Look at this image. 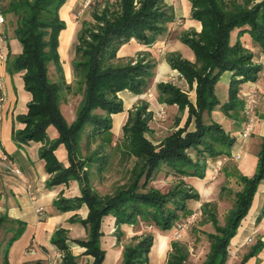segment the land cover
<instances>
[{"label":"trees","instance_id":"obj_1","mask_svg":"<svg viewBox=\"0 0 264 264\" xmlns=\"http://www.w3.org/2000/svg\"><path fill=\"white\" fill-rule=\"evenodd\" d=\"M188 1L190 15L200 22L202 29L191 35L184 33L181 39L188 44L195 59L191 62L174 54L166 59L184 79L188 89L193 91V100L188 97V91L169 81L155 86L160 104L175 105L179 113L186 110L187 117L178 130L152 144L146 137L150 132L148 122L152 119L147 105L138 104L133 107L134 110H126L127 119L121 127L123 154L136 159L130 172L131 182L117 189L113 196L98 199L93 194L89 195L87 182L82 184L76 175L70 145L86 126L90 128L92 142H103L112 134L111 115L125 111L119 93L128 90L137 95L149 88L154 64L142 57L118 59L116 54L121 45L131 39L144 45L153 43L163 33L165 23L173 21V9L164 0H94L97 6L91 12V22L83 21L76 32L70 62L73 83L81 97L75 109V120L67 124L60 104L67 101L71 85L65 83L58 52L59 33L66 27L59 11L66 0H8L4 8L5 12L14 16L13 34L22 50L17 56H10L8 51V71L23 72L24 89L31 95L26 113L17 117L24 128L15 131L12 136L19 144L28 141L41 143L39 158L44 161L45 171L50 177L46 182L48 187L67 184L70 179L78 181L83 193L81 198L70 200L59 196L53 205L66 212L86 204V219L74 217L71 222H79L89 233V238L87 241H73L86 249L85 255L92 256L93 264L101 263L103 257L96 239L103 215L115 217L116 226L134 225L140 221L151 229L165 231L191 214L187 202L198 200V195L189 184L190 178L202 177L206 160L229 155L234 142V137H230L218 124L212 121L205 124L203 121V113L211 114L219 105L214 93L215 84L221 74L230 73L228 101L220 106V110L235 114L242 108L238 97L241 85L255 80L261 70L257 63L260 53H264V0L257 3H252V0L243 3L238 0ZM51 67L58 77L56 80L48 77ZM49 127L57 131L58 137L54 140H49L46 134ZM60 144L68 152V168H64L54 155ZM98 146L101 147L102 143ZM259 154L261 166H264V153ZM92 155L99 157L103 164L104 156L100 151ZM163 168L167 172L166 177L172 174L179 179L166 193L151 186ZM262 175L249 181L241 176L243 190L237 195L239 207L230 211L225 228H216L218 233L224 231V234L211 236L213 244L202 264L226 263L228 238L235 234L239 219L245 214L257 180ZM202 213L206 214L205 210ZM210 220L216 223L214 217ZM24 227L18 222L17 228L12 229L14 232L3 249L2 264H8V246L20 236ZM151 235L144 230L134 245L125 247V264H132L143 257L152 245ZM67 240L66 230L58 228L51 243L60 251L62 264H74ZM261 247L262 243L258 240L239 264L256 255ZM172 248L177 257H172L171 253L170 261L186 264L187 256L180 253L174 242Z\"/></svg>","mask_w":264,"mask_h":264},{"label":"rangeland","instance_id":"obj_2","mask_svg":"<svg viewBox=\"0 0 264 264\" xmlns=\"http://www.w3.org/2000/svg\"><path fill=\"white\" fill-rule=\"evenodd\" d=\"M173 1H175V9L181 8L180 11H183V15L185 17H190V2L188 0ZM238 1L243 3L247 0ZM258 1L260 0H252V3H257ZM252 3L250 5H253ZM6 4H4L3 8L6 7ZM89 6L90 7L87 8L88 6L84 5L83 0H79L74 5V8L71 11L72 19L79 20L80 26L83 21L91 22L92 20L90 15L92 10L95 8L94 6H97V4L94 2V0H92ZM78 12H81L80 16L77 14ZM67 42L68 40L66 38L62 39L61 45L63 46V48H65ZM167 44L168 46L166 49L165 58H167L170 54H174V56H179V58H182L183 60L191 61L190 57H192L193 59V52L191 51L188 44L183 42V40L181 39V35L171 39V41ZM74 45L75 40L72 46L69 47V61H71L73 57ZM155 50L156 48L151 49L153 57L157 61H159L158 54ZM136 58L140 57L137 56ZM165 65L166 67H168V69L173 70L169 65L167 59ZM158 69L160 70L161 68H159V66H156L155 73ZM54 73V68L51 67L48 77L52 79L51 76H54L56 74ZM178 75L179 73H177V76H175V78H173V80L169 82L178 87L180 86L184 89V91H188L187 94L190 98V90L188 89L186 82L180 75ZM70 85H73V91L71 89L69 90L70 92L67 98H72L69 104L73 105L76 109L77 102L81 97V94L76 91L77 87L75 84ZM258 90L259 106L257 105V107H259L260 110V108L264 109V86L260 85ZM156 91L155 88H153L152 97L154 96L157 99ZM239 98L241 99V96ZM28 102L29 101H26V103L24 104V114L27 111ZM138 104H146L147 112H149L152 116V119L148 122V128L150 132L146 134V137L152 142V144H157L168 134H171L174 131L178 130L182 113L178 112L177 106L160 104V108L165 111L166 115L165 119H161L157 115L159 106L156 103L150 105L151 103L139 102ZM166 106H168L167 109L165 108ZM133 107H131L130 110H134ZM70 110L71 108L69 107V105H65L63 103L61 104L60 111L67 124H71L75 120L74 118L76 110L74 111V117L72 118V110L71 113H69ZM216 110H219L220 112L215 113L214 120L213 116L204 112L203 121L205 124H209L210 121L215 122L220 127L225 129L229 133L230 137H234V142L230 150L234 152L235 155H238V158L234 160L236 161L235 165L238 171L235 173L230 155H227V160L219 167V172L215 179H212V176L214 174L212 168L215 167L214 165L216 163L211 164L213 166L207 164V167H202V177L197 176L189 180V184L194 188V192L198 195V200H190L187 202V207L189 208L191 214L186 215L181 220L175 222L170 230L163 231L156 228L151 229L148 225L140 221H138L134 225L116 226L115 217H112L111 215H103L96 237L97 246H99L100 251L103 252L102 261L99 264H125V247L129 246L130 244L134 245V243L139 238V236L137 235L134 237L132 236L126 238L125 231L131 226H136L137 229H140L142 231L146 230L148 232H151L152 234V245L149 247V250L143 254V259H136V261L132 264H176L177 261H170L169 257L171 253L173 254L172 257H177V255L173 252V242L176 246H178V249H180V253L187 256L185 260L186 264H202L206 261V259L208 258V253L210 252L211 246L213 244L211 236H222L224 234V231L222 233H218L216 228H225V223L230 217V211L234 209L236 211L237 207H239L237 195L243 190V183L240 179L241 176L249 181L256 178L258 175H262V169H264V166H261L262 162H260L261 158L259 154L260 152L264 153V133L259 132L261 125H264V112H262V115H259V117L257 111H255V113L253 114L255 126L247 141L242 142L239 139L242 130L245 127L244 114L242 110L238 109L235 114H227L226 112H221L220 107L219 109H217V106L213 109V111ZM126 119L127 113H125L124 118H121L120 120L122 122L119 126V134H114V131H112L111 129V136H109L108 138L105 137V139H103V142H92L89 136L90 128L86 126L84 127V129H82L80 134L74 137V140H72V143L70 145L73 148L72 162L74 165L73 168L75 169V173L77 176H79L80 182H82V184H84V182H87L88 188L90 189L89 195L93 194L97 197L96 199L103 198L104 196L111 197L117 192V189L126 187L127 184L131 182L130 172L136 159L128 158L123 154L125 148L122 145L123 134L121 131V127L124 125ZM257 124L260 126L257 127ZM35 143L36 142L34 141H28L26 143H20V145H24L28 147L27 149H29L31 147L29 146V144L33 145ZM99 143H102L101 147L98 146ZM60 145L63 146V144ZM63 148L65 147L63 146ZM97 151H100V154L104 156V158L102 159L103 164H101L100 160L98 159L99 157L95 158L92 155L93 152L97 153ZM67 154L68 152L66 150V159L68 158ZM200 163L203 164L202 161ZM63 167L68 168L69 162L67 166L63 165ZM164 168L160 170V173L156 175L155 181L151 183V186L154 188H158L163 193H166L172 187L171 185L179 179L172 174H169V176L166 177L165 174L167 172ZM58 185L56 184V186L52 187L56 188ZM65 185H67V187L64 188V192L59 193L61 197L69 198L71 200L73 198H81L83 196L82 190H80L78 181L76 179H70V181ZM46 187H48L47 184ZM252 196V200L250 204L247 205L245 214H243L239 219V224L235 234L228 238L229 244L226 247L228 262L226 261L225 264H239L240 260L243 259L246 254H248L249 249L253 247L258 241V239H253V234L255 233V229L258 226L257 224L260 219L264 218V175H262V177L257 180V185ZM83 206H86V204H82L81 206L77 207L76 210L80 209ZM202 207L206 208L203 209L205 210L206 214L202 213ZM193 214H196L195 219H191V215ZM213 217L215 218L216 223H213V221L210 220V218ZM8 223L11 224V228H14V223ZM176 233L180 234L178 238L176 237ZM88 238L89 233H87L85 237L80 239H83V241H87ZM5 247L6 245L3 244L0 246V264H2L4 260L3 249ZM237 247L239 248V253L235 254L233 250H235ZM93 262L94 260L88 264H93ZM60 264H62V261Z\"/></svg>","mask_w":264,"mask_h":264},{"label":"crops","instance_id":"obj_3","mask_svg":"<svg viewBox=\"0 0 264 264\" xmlns=\"http://www.w3.org/2000/svg\"><path fill=\"white\" fill-rule=\"evenodd\" d=\"M8 0H0V10L4 16V24L0 25V33L5 37V41L0 45V51L3 55V59L0 60V139L3 150L7 155L5 164L9 167L13 164L17 166L20 173L16 174L12 172L6 166H0V246L6 245L7 240L12 236L15 227L17 228L18 222L24 224V230L20 236L8 246L7 263L8 264H57L61 263L60 251L57 250L51 243V238L58 228H63L68 233L67 245L70 248L72 256H74V264H88L93 261L90 255H85L86 249L76 244L73 240L83 241V238L88 233L87 230L79 222H71V219L77 217L79 219H86L87 208L86 206L80 209H73L71 211H60L56 209L53 202L60 196L59 193L64 192L65 184L58 185L56 188L46 187V182L49 180V175L45 171V163L39 158V148L41 143H35L29 149L24 145H20L15 141L12 136L15 131L24 128V125L17 120L18 116L24 115L26 101H30L31 95L24 89L22 75L23 72L8 71V59L7 53L10 52V56H17L21 53V46L16 40L14 29V16L11 13L5 12L3 8ZM79 0H66L62 5L63 7L59 11V17L64 20L66 27L59 33L58 39V52L59 60L62 64V70L64 72L65 83L74 84L72 77L71 62L69 61L70 49L74 40L76 39V32L80 28V21L73 20L71 11L74 5ZM84 2V0H83ZM167 6L172 7L173 15H175L173 21L167 22L164 25V31L158 35L154 42L149 45H144L136 39H131L129 42L121 45L116 57L118 59H136V57H142L147 61L154 64L152 69L153 77L149 84V88L142 94L134 95L128 90H124L119 93V97L124 103L125 111L120 114H113L112 117V131L118 135L119 126L124 118L126 110L133 106H138V103H156L158 106L160 103L156 97H152L153 88L160 82L171 81L178 72L168 69L166 67V49L171 39L178 37L184 33L192 34L193 32L199 33L201 31V24L198 20L191 17H185L181 8H174L175 1L164 0ZM81 12L77 14L80 16ZM190 13V6H189ZM178 29V30H177ZM177 30V31H176ZM67 39V45L63 48L62 39ZM69 38V39H68ZM71 43V45H70ZM62 48V49H61ZM156 48L159 61H157L152 54L151 49ZM260 58L257 65L261 68L256 75L255 80H250L241 85L238 95L241 96V101L244 100V93L251 85L259 89L260 85L264 86V79L260 77L261 73H264V53H260ZM193 56V54H192ZM191 61L195 59L190 57ZM156 66L161 68L155 73ZM55 72V71H54ZM55 74V73H54ZM53 80L58 77L55 74L51 76ZM230 73L224 72L221 74L218 82L215 84L214 93L219 100L217 109L223 103L228 101V87H229ZM177 78V77H176ZM73 86V85H72ZM71 86V90L73 88ZM157 92V91H156ZM259 94V90H258ZM157 95V93H156ZM69 98V97H68ZM190 99L193 100V91H190ZM72 98L67 99L63 104L69 105L71 110V118L74 117L75 107L71 104ZM150 100V101H148ZM61 105V104H60ZM259 106V103H258ZM73 107V109H72ZM166 109L168 106L165 107ZM162 109L159 106V110ZM258 116L262 115L264 109L259 110L256 108ZM261 111V112H260ZM219 110L211 111V116L215 113H219ZM259 116V117H260ZM187 117L186 110L181 115L179 127L183 124ZM260 125L257 124V127ZM260 133H264V125H261ZM49 140H54L58 137L57 131L53 127H49L46 131ZM34 146V147H32ZM26 147V148H25ZM230 153L234 154L230 150ZM56 159L63 165L67 166L66 150L62 145H59L54 152ZM227 156L219 157L217 159L206 160L207 164L225 163ZM231 159V158H230ZM235 173L238 171L234 160L231 159ZM215 166V165H214ZM208 169V168H207ZM191 179V178H190ZM69 199V198H65ZM37 208H42L43 212L39 215L36 212ZM6 219V220H4ZM8 219V220H7ZM8 222H14V228H11V224ZM253 234V239L260 240L262 243L261 249L256 255L249 257L244 264H264V218H261L257 224ZM143 233L142 230L137 229L136 226H131L125 231L126 238L140 236ZM254 242V240H253ZM30 248L34 249V253H29ZM237 247L233 252L239 253ZM4 252V250H3ZM4 256V254H3ZM234 256V255H233ZM228 262V261H227Z\"/></svg>","mask_w":264,"mask_h":264},{"label":"built area","instance_id":"obj_4","mask_svg":"<svg viewBox=\"0 0 264 264\" xmlns=\"http://www.w3.org/2000/svg\"><path fill=\"white\" fill-rule=\"evenodd\" d=\"M92 0H84V5L86 6H89V4L91 3ZM4 16L0 10V25L4 24ZM5 41V37H3V35L0 33V45H2ZM3 59V55L0 51V60ZM180 75V74H179ZM178 75V76H179ZM260 77L262 79H264V73H261L260 74ZM244 100H243V103H242V112L244 114V128L242 130V133L239 137V139L244 142V141H247L249 135L251 134L253 128H254V117H253V114L255 113L256 111V108H257V105H258V89L255 87V86H250L248 89H246L245 93H244ZM0 100H2V98L0 97ZM157 115L158 117H160L161 119H165L166 118V115H165V111L163 109H160L158 112H157ZM230 158L231 159H237L238 158V155H235V154H232L230 153ZM7 160V155L5 153V151L3 150V147H2V143H1V139H0V166H6L8 167L12 172H15L16 174H19L20 171L19 169L17 168V166L15 164L11 165L10 167L5 164ZM222 163L220 162H216L215 164V167L212 168V170L214 171V174L212 176V179H215V177L217 176L218 174V169L219 167L221 166ZM36 212L41 215L42 212H43V209L42 208H37L36 209ZM196 218V214H193L191 215V219H195ZM180 236L179 233H176V237L178 238ZM29 253H34V249L33 248H30L29 250Z\"/></svg>","mask_w":264,"mask_h":264}]
</instances>
